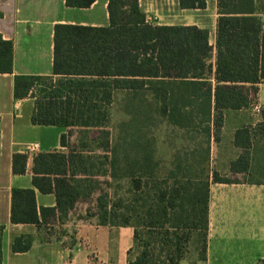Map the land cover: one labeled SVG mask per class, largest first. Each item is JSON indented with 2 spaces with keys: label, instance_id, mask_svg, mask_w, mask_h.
Segmentation results:
<instances>
[{
  "label": "trees",
  "instance_id": "trees-1",
  "mask_svg": "<svg viewBox=\"0 0 264 264\" xmlns=\"http://www.w3.org/2000/svg\"><path fill=\"white\" fill-rule=\"evenodd\" d=\"M96 0H66L72 8H90ZM182 9H205V0H179ZM109 27L55 26L53 76H16L15 97L35 99L33 125L66 130L60 137L67 153L34 157L33 186L54 194L56 207L39 208L34 189H14L11 222L40 227L59 214L65 219L79 202L96 192L95 214L101 226L132 227L140 252L128 264H181L194 235L199 261L207 259L210 185L234 181L213 172L200 178L192 166L176 164L161 178L154 143L134 135L113 143L107 129L116 92L138 107L142 92L153 96L160 117L175 127L199 130L209 144L218 140L223 111L248 108L264 83V23L255 0H218L215 87L207 76L213 48L208 31L197 27L153 26L139 0H109ZM13 73V43L0 34V74ZM37 93H36V89ZM151 106V105H150ZM78 131V146L71 142ZM252 133H236L244 153L231 163L247 172ZM210 146L207 150V160ZM28 156H13V172L25 174ZM101 178H108L104 192ZM130 184L129 196L116 185ZM0 226V263L2 234ZM32 238H15L14 253L31 249Z\"/></svg>",
  "mask_w": 264,
  "mask_h": 264
},
{
  "label": "crops",
  "instance_id": "crops-1",
  "mask_svg": "<svg viewBox=\"0 0 264 264\" xmlns=\"http://www.w3.org/2000/svg\"><path fill=\"white\" fill-rule=\"evenodd\" d=\"M205 1V9H182L179 0H139V4L153 26L208 31L213 52L207 78L215 87L218 0ZM108 3L96 0L90 8H72L66 0H0V34L13 43V73L0 74V226L5 227L0 264H128L134 229L101 226L96 217L78 210L80 202L65 219L57 214L40 227L11 222L14 189H34L39 208L56 207L54 194H42L33 186L34 157L68 152L60 144L66 130L33 125L35 99H16L15 78L53 76L55 26L109 27ZM255 13L264 23V0H255ZM255 103L260 112L254 109ZM222 115L219 138L212 143L211 165L221 177L238 180L210 185L207 259L195 264H264V129L256 131L264 127V83L258 85L248 108L225 110ZM243 129L252 133L250 164L247 172L234 173L231 163L244 153L235 136ZM32 144H39L35 153L27 151ZM15 154L28 156L25 174L13 172ZM22 235L32 238L31 249L14 253L13 242Z\"/></svg>",
  "mask_w": 264,
  "mask_h": 264
},
{
  "label": "rangeland",
  "instance_id": "rangeland-1",
  "mask_svg": "<svg viewBox=\"0 0 264 264\" xmlns=\"http://www.w3.org/2000/svg\"><path fill=\"white\" fill-rule=\"evenodd\" d=\"M38 88L36 89L37 93ZM142 100L137 102L136 109L127 106L128 95L126 92H116L114 104L110 110V120L107 129L112 133L113 143L123 142L131 139L134 135L138 139L147 138L153 141L155 147L156 160L159 163L157 175L159 178L165 176L168 171L173 170L176 164L181 163L183 167L192 166L200 178L212 175L214 169L211 165L212 139L210 144L203 132L199 130L181 129L170 125L167 120L160 117L153 104V98L148 91L142 92ZM151 105V106H150ZM264 127L257 129L260 132ZM71 142L78 146V131L72 129ZM210 146V155L207 160V150ZM227 178V177H223ZM229 179V178H228ZM237 181L238 179H230ZM104 192L110 191L108 178H101ZM117 189L129 196L130 184L123 180L116 185ZM101 192H96L90 201L80 202L78 210L85 212L87 217L94 218L96 211V200ZM140 252L137 247L133 248L131 257H135ZM199 252L196 237L193 235L184 249V259L181 264H195L198 261ZM130 259V258H129Z\"/></svg>",
  "mask_w": 264,
  "mask_h": 264
},
{
  "label": "built area",
  "instance_id": "built-area-1",
  "mask_svg": "<svg viewBox=\"0 0 264 264\" xmlns=\"http://www.w3.org/2000/svg\"><path fill=\"white\" fill-rule=\"evenodd\" d=\"M253 106H254V109H255L256 111L260 112L261 107H260L257 103H255ZM38 149H39V144H32V145H29V146L27 147V151H28L29 153H35L36 151H38Z\"/></svg>",
  "mask_w": 264,
  "mask_h": 264
}]
</instances>
